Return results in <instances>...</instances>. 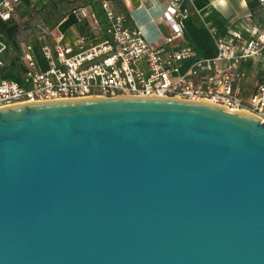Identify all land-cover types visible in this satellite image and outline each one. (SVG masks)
Listing matches in <instances>:
<instances>
[{
    "label": "water",
    "instance_id": "95a60500",
    "mask_svg": "<svg viewBox=\"0 0 264 264\" xmlns=\"http://www.w3.org/2000/svg\"><path fill=\"white\" fill-rule=\"evenodd\" d=\"M0 264H264V123L177 99L0 110Z\"/></svg>",
    "mask_w": 264,
    "mask_h": 264
},
{
    "label": "built area",
    "instance_id": "2783aa9c",
    "mask_svg": "<svg viewBox=\"0 0 264 264\" xmlns=\"http://www.w3.org/2000/svg\"><path fill=\"white\" fill-rule=\"evenodd\" d=\"M184 1L169 0L152 19L169 31L158 30L150 40L110 0L101 2L100 13L93 5L75 8L54 26L45 20L49 13L20 18L23 0H1L0 110L90 99H177L212 103L264 123V77L252 87L264 68V29L228 28L224 35L212 30L216 54L199 56L185 43ZM252 1L264 10V0ZM71 19L72 37L62 29ZM28 31L31 36L24 38Z\"/></svg>",
    "mask_w": 264,
    "mask_h": 264
},
{
    "label": "crops",
    "instance_id": "0c3cea01",
    "mask_svg": "<svg viewBox=\"0 0 264 264\" xmlns=\"http://www.w3.org/2000/svg\"><path fill=\"white\" fill-rule=\"evenodd\" d=\"M1 1V0H0ZM39 4L46 6L50 2L51 9L42 15L49 13L45 20L50 26L57 24L66 14L75 8L93 5L97 13L101 12L100 5L104 0H38ZM116 5L119 12L129 17L130 27H139L146 37L155 40L158 37V30L168 33V27L163 23L154 24L153 18L159 16L164 6L169 0H157V3L145 1V9H139L141 0H110ZM33 7L32 2L23 0V5ZM153 6V8H151ZM48 6V8H49ZM183 7L189 11V17L185 21V43L194 46L199 56L210 57L216 54V47L212 38V30H216L218 35L227 33L228 28L232 30H242L243 27L253 28L254 20L261 17L259 6L252 0H185ZM53 8V9H52ZM148 10V11H147ZM50 15V16H49ZM27 16V15H26ZM23 18V17H20ZM25 18V17H24ZM4 24L0 23V26ZM32 26V25H30ZM17 28L16 24L13 30ZM62 29L68 31L72 37L74 20L66 22ZM31 31L22 33L24 38L31 36ZM21 36V35H20ZM180 45V44H178ZM177 45V46H178Z\"/></svg>",
    "mask_w": 264,
    "mask_h": 264
},
{
    "label": "rangeland",
    "instance_id": "374dc122",
    "mask_svg": "<svg viewBox=\"0 0 264 264\" xmlns=\"http://www.w3.org/2000/svg\"><path fill=\"white\" fill-rule=\"evenodd\" d=\"M26 1L32 2V5L34 4L36 6H34V8L26 7V4L23 6H20L19 9L17 10V15L19 17L24 18L30 12L41 14V13H44L45 11H49V9H51V7L49 6L50 2H48V4L46 6H42V3H41V5L39 4V6H37V4L39 3L38 0H26ZM48 6H49V8H48ZM262 12H261V17L258 18V16H257L256 21L254 20V22H253L254 26L260 27V30L264 29V14ZM262 77H264V68L260 67L259 74L256 75V78L253 79V81H252V87H254L256 85V81L261 79Z\"/></svg>",
    "mask_w": 264,
    "mask_h": 264
}]
</instances>
